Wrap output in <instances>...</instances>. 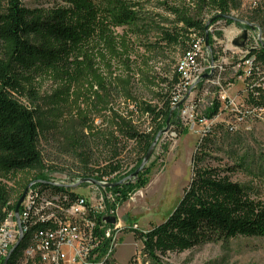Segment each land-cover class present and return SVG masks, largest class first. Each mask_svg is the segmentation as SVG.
I'll return each instance as SVG.
<instances>
[{
	"label": "rangeland",
	"instance_id": "1",
	"mask_svg": "<svg viewBox=\"0 0 264 264\" xmlns=\"http://www.w3.org/2000/svg\"><path fill=\"white\" fill-rule=\"evenodd\" d=\"M127 1L134 5L135 22L112 31L121 45L120 57L110 61L105 55L104 62L99 59L96 62L104 79V90L93 83L91 87L85 78L66 83L41 75L35 80L31 94L24 91L23 96H15L20 104L35 112L38 124L36 147L41 166L35 171L1 180L10 190L5 213L13 209L15 194L34 177L69 185H75L79 178L122 182L120 185L124 187L136 186L138 177L124 179L141 157V149L125 137L126 126L152 137V141L158 131L165 129L164 126L154 131V124L143 108L161 106V96L169 94V83L185 50L180 43L166 44L161 40L162 35L165 31L171 33L174 28H181L176 24L178 17L173 13L174 9L180 12L191 9L195 14L199 0ZM22 3L30 9L44 10L52 8L58 1L22 0ZM252 10L241 6L239 12L229 15L247 22ZM212 15L204 10L199 18L207 21ZM210 29L221 34L219 38L216 36V50L229 53L230 39L236 35L235 26L218 21ZM182 41L185 46L186 40ZM231 65V61H224L220 85L224 87L227 82L232 83L229 91L225 89L227 96L245 100L246 83L233 77ZM212 98L209 89L203 102L195 106L193 116L203 117ZM219 118L236 126V130L227 131L226 124H221V130H217L219 124H215L205 141L201 140L204 136L202 127L191 129L185 119L178 116V124H168L167 132L158 139L142 176L143 186L129 192L122 202L117 200L120 199L118 194L114 195L112 202L109 201L122 226L113 264H155L143 254L142 242L134 231L145 232L165 221L190 180L193 155L204 150L206 145L212 147L207 151L210 157L220 159L223 165L231 166L233 161L242 159L245 168L237 171L232 179L258 190L264 202V115L251 120L249 131H245L241 124H235L230 116L227 117L226 111L221 112ZM184 129L187 131L180 134ZM108 164H118L119 170L100 176V171ZM210 165L217 166L218 163L210 160ZM79 185L82 193L90 187L81 181ZM74 191L76 193V189ZM159 264H264V237H236L201 245L182 253L160 256Z\"/></svg>",
	"mask_w": 264,
	"mask_h": 264
},
{
	"label": "trees",
	"instance_id": "2",
	"mask_svg": "<svg viewBox=\"0 0 264 264\" xmlns=\"http://www.w3.org/2000/svg\"><path fill=\"white\" fill-rule=\"evenodd\" d=\"M57 1L58 4L52 8L43 10L27 8L22 0H0V225L9 212L5 213L4 209H7L10 195L9 188L1 180L35 171L41 166V156L36 147L38 124L35 112L20 104L15 96H23L24 91L31 94L35 80L41 75L66 83L85 78L91 87L93 83L104 90V79L96 62L98 59L104 62L105 55L110 61L120 57L121 45L112 31L135 22L134 5L127 0ZM195 9V14L191 9L184 12L174 9L173 13L178 17L176 24L181 28H174L171 33L163 32L161 40L168 45L180 43L186 50L192 40L191 35L203 37L205 30L218 21H223L226 26L232 25L230 20L218 17L239 12L241 5L238 0H199ZM204 10L213 13L207 21L199 18ZM249 14L247 22L258 25L264 33V12L256 10L253 13L252 10ZM217 35L221 36L220 33ZM182 40H186L185 46ZM258 59L264 65V51L258 52ZM107 67H111L109 61ZM169 85V94L161 96L159 108H143L154 124V131L163 128L167 121L168 124H178V112L172 110V99L178 86L176 75ZM255 91L256 95L249 93V103L264 106L262 91ZM218 108L214 101L212 108L206 111V117L215 116ZM221 127L218 125L216 129L221 130ZM185 131L179 133L184 134ZM211 133L210 129L201 140L207 141ZM124 135L141 149V157L129 171L130 175L139 167L152 137L139 134L129 126H126ZM209 149L212 147L206 145L204 150L193 155L190 180L165 221L145 232L134 231L142 242L143 254L155 264H159L160 256L182 253L205 244L236 237H264V202L259 191L232 179L237 171L244 170L243 160L233 161L231 166L223 165L220 159L210 157ZM210 160L218 165L211 166ZM118 170V164H108L99 175H111ZM143 174L144 171L138 174L135 187L120 185L107 190L113 195L118 194L120 199L117 200L122 202L129 192L143 186ZM41 180V177L28 179L15 194L11 210H14L24 189ZM35 185L29 191L35 188L49 196L66 195L67 204L77 197L73 191L63 187L43 183ZM25 247L20 243L7 264H17Z\"/></svg>",
	"mask_w": 264,
	"mask_h": 264
},
{
	"label": "built area",
	"instance_id": "3",
	"mask_svg": "<svg viewBox=\"0 0 264 264\" xmlns=\"http://www.w3.org/2000/svg\"><path fill=\"white\" fill-rule=\"evenodd\" d=\"M238 1L242 7L252 8L253 13L256 10L264 12V0ZM234 21L232 25L235 26L236 35L229 42L231 51L224 53L216 50L218 44L216 36L218 37L219 32L215 34L210 27L206 29L202 41L195 45L194 52L184 61V69L178 80V91L174 93V110H177L178 116L185 119L191 129L202 127V135L209 132L215 124H226L219 120L220 113L224 111L235 124H241L245 131L250 130L253 118L264 115V106H254L248 101L249 93L257 94L255 89L261 90L264 97V65L258 59V49L264 45V33L258 25L251 23V28H248L246 24ZM243 30L246 31L243 47L233 46V40L240 36ZM205 35L210 37L209 44L207 39V46L204 44ZM227 60L231 61L233 77L246 83L245 100L227 96L232 83L227 82L224 87L220 85V77L225 69L223 64ZM203 75L208 77L201 79ZM209 89L213 98L207 110L212 108L214 101L217 102L219 108L216 115L212 118H207L206 115L201 118L194 117L195 106L203 102ZM177 104L180 106L175 109ZM226 126L230 132L236 130V126L233 127L231 124L227 123ZM48 183H55V187L66 186L67 189H76V199L67 204L66 195L49 196L46 193H39L35 188L29 192L24 198L23 206L18 209V223L16 217H11L7 233L2 237L0 264L6 258L7 248L12 244V240L19 234L18 226L22 231L23 224H28L39 217L50 218V227L39 228V233L34 235L33 245L24 253V264H102L103 261H110V264H113L122 231L120 221L115 218L110 205L115 194H111L107 188L89 183L87 184L90 187L86 188V193L79 192L80 181L76 180L75 185L54 181L43 185L47 186ZM107 218H114V224H108L105 221ZM135 262L137 263V260Z\"/></svg>",
	"mask_w": 264,
	"mask_h": 264
},
{
	"label": "bare ground",
	"instance_id": "4",
	"mask_svg": "<svg viewBox=\"0 0 264 264\" xmlns=\"http://www.w3.org/2000/svg\"><path fill=\"white\" fill-rule=\"evenodd\" d=\"M225 16H227V15H225ZM228 17H230V16H228ZM230 18H232V17H230ZM232 19L236 20V22H239L241 24H246V23L251 24V23L246 22V21H240V20L234 19V17ZM191 37H192V40H191L188 48L183 52L181 58L178 60L177 65H176V74L175 75L177 76V80H179V77H181L182 71L184 69V61H186L188 59V56L190 53L194 52L195 45H197V43H200V41H202V38H203V37L196 36L194 34L191 35ZM259 51H264V50L261 48V49H258V52ZM176 88L178 89V86ZM177 89H176V92L178 91ZM173 99H174V97H173ZM173 99H172V105L174 104ZM172 108H173L172 110H174V105ZM76 181H81V179L77 178ZM38 182H42V181H37V182L31 183L30 184L31 187L35 184H39ZM48 184L55 186V183H48ZM31 187L27 190V192L31 189ZM59 187H63L65 189H67L66 186H59ZM68 190L73 191L75 193V191H74L75 189H68ZM27 192H26L25 197L31 191H29L28 193ZM23 204H24V200L20 204L19 209H21ZM11 217H15L14 210H11L8 212L6 219L0 225V242L2 240V237L5 236L7 233V225L11 223ZM49 227H50V218H46V217H39L38 219H34L32 222H28V224H23L22 231H21L23 237L20 240L19 245H20V243H23L26 245V247L21 251L20 256L17 260V264H24V253L29 251L30 245H33L34 235L39 233V228H49ZM18 238H19V234L17 235V237L15 239L12 240V244L10 245V247L7 248L6 257L9 253V251L12 249V247L17 242ZM102 264H110V261H103Z\"/></svg>",
	"mask_w": 264,
	"mask_h": 264
},
{
	"label": "water",
	"instance_id": "5",
	"mask_svg": "<svg viewBox=\"0 0 264 264\" xmlns=\"http://www.w3.org/2000/svg\"><path fill=\"white\" fill-rule=\"evenodd\" d=\"M218 18L220 19H226V20H230L231 22H235L232 18L228 17V16H219ZM211 22V21H210ZM209 22V23H210ZM208 23V24H209ZM246 26L248 28H251V25L246 23ZM207 35H205V46H207ZM246 39V31L243 30L241 35L238 36L237 38H235L232 42V45L233 46H236V47H239V48H242L243 47V44H244V41ZM262 49L264 50V45H262ZM208 76L207 75H203L201 76V79H204V78H207ZM180 106V104H177L175 106V109H177L178 107ZM168 130V121L166 122V125H165V129L164 130H161V131H158L157 134L155 135L153 141L151 142L146 154L144 155L139 167L132 173L128 176V178L124 179V180H128V179H134L138 176L139 173L143 172L145 170V167L146 165L148 164L150 158H151V155L155 149V146H156V143L158 141V139L167 132ZM38 183H43V184H46L45 182H38ZM81 183H89L91 185H94V186H100V187H103V188H115L117 186H119L122 182H118V183H100L99 181L97 180H93V179H82L81 180ZM31 187V185H28L23 193L21 194V196L19 197V199L17 200L16 204H15V207H14V215L16 217V220H17V223H18V209H19V206L20 204L23 202L24 198H25V195H26V192L27 190ZM108 224L112 225L114 224V218H107L105 220ZM18 232H19V238L17 240V242L15 243V245L12 247V249L9 251L7 257L3 260L2 264H7L9 259H10V256L12 255V253L14 252V250H16V248L18 247L19 245V242L20 240L22 239V232H21V228L20 226H18Z\"/></svg>",
	"mask_w": 264,
	"mask_h": 264
}]
</instances>
